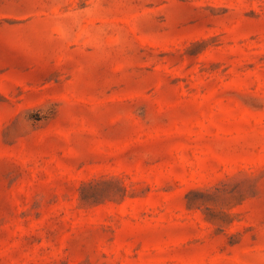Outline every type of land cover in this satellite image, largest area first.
Wrapping results in <instances>:
<instances>
[{
  "label": "rangeland",
  "instance_id": "374dc122",
  "mask_svg": "<svg viewBox=\"0 0 264 264\" xmlns=\"http://www.w3.org/2000/svg\"><path fill=\"white\" fill-rule=\"evenodd\" d=\"M0 264H264V0H0Z\"/></svg>",
  "mask_w": 264,
  "mask_h": 264
}]
</instances>
